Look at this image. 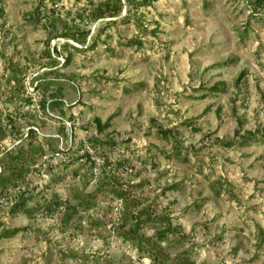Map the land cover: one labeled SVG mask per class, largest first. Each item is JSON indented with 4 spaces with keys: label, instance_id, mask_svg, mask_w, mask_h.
I'll use <instances>...</instances> for the list:
<instances>
[{
    "label": "rangeland",
    "instance_id": "374dc122",
    "mask_svg": "<svg viewBox=\"0 0 264 264\" xmlns=\"http://www.w3.org/2000/svg\"><path fill=\"white\" fill-rule=\"evenodd\" d=\"M100 1L0 0V178L22 172L0 264H264V0H156L110 27ZM167 222L154 262L129 237Z\"/></svg>",
    "mask_w": 264,
    "mask_h": 264
},
{
    "label": "trees",
    "instance_id": "16d2710c",
    "mask_svg": "<svg viewBox=\"0 0 264 264\" xmlns=\"http://www.w3.org/2000/svg\"><path fill=\"white\" fill-rule=\"evenodd\" d=\"M156 0H102L100 2H98L97 4H95L93 6V9L91 10V16L93 18V20L95 22L99 21V20H105L104 25L105 27H110L112 25H114L116 22H129L130 21V16L131 15H135L137 13H140V15L142 16V8L143 7H147L153 4V2ZM124 12V14H123ZM139 29L142 31L143 30V25L141 24H137ZM140 25V26H139ZM77 29V28H75ZM79 31L74 30V29H70L68 32H65L64 34H62L64 37H68L72 40L75 41V39H78L79 36ZM89 32L86 33H81V42H85L86 38L88 36ZM142 35V34H141ZM94 42H92V45L90 46V48L94 47L95 44H93ZM141 40L134 38L133 40L127 41L126 45L127 46H140ZM68 45V44H65ZM87 48V47H86ZM60 55V50L56 47L53 46L52 47V52L51 54H49V57H53V56H58ZM70 60V55H66L65 61L66 63H69ZM244 76V73L241 72L239 74V76L237 77V82H239L242 77ZM217 88L213 87L210 88V92H214ZM97 128L99 131L102 130V128L100 127V123H97ZM160 131H162V134H166V131H163L160 129ZM31 133H34L33 130H28L27 132V136H29ZM47 140V139H45ZM57 151H61L59 149H55L54 153ZM64 152V151H63ZM66 154H68V150L65 151ZM8 154V153H7ZM19 156H10L9 160L7 162L6 165L2 166V173H6L7 169L10 170V173L6 176H3L2 178H0V192L2 193V191H6L7 187L13 183H15V181L21 179L22 175H21V170L19 168H17V164L16 161L19 160ZM25 207V203L24 201H19L16 203L12 204L10 213L14 214L17 211H19L20 209H24ZM147 216V219H150L151 215L148 212V210H138L137 212H135V214H132L131 218L133 219L132 221V229L130 230L131 233H135L136 232V228H138L139 223L142 221L143 217ZM19 230L18 229H14L11 231H4L2 234V237H10L12 235H14L15 233H17ZM174 229H172V226L169 222H167L166 226L161 227L158 229L157 234L154 238H143L138 237L136 238L135 236L133 237H129V239L135 243V245H137L138 250L141 253H146L147 255H149L153 261H157V260H161L158 252L160 249V242H162L163 240L166 239L167 235L169 233H174L173 232Z\"/></svg>",
    "mask_w": 264,
    "mask_h": 264
},
{
    "label": "built area",
    "instance_id": "2783aa9c",
    "mask_svg": "<svg viewBox=\"0 0 264 264\" xmlns=\"http://www.w3.org/2000/svg\"><path fill=\"white\" fill-rule=\"evenodd\" d=\"M59 150H61V148ZM83 151L90 155V159H91L90 175L92 177L96 178L99 175L100 168L103 167V165L105 164L106 158L104 156H95L93 154V151H91L90 148L87 146H85ZM53 157L56 159L57 163L62 164V163H67V161H68V157H67V155L64 156L63 150L53 153ZM83 160L84 159H82V158L79 159V161H83ZM124 169L127 173L132 172V168L128 165L124 166ZM121 188L123 191H127L128 186L123 184L121 186ZM116 210H117V208H115V211Z\"/></svg>",
    "mask_w": 264,
    "mask_h": 264
}]
</instances>
